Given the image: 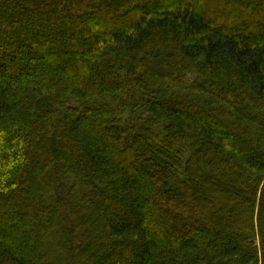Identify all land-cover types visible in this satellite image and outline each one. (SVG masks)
Wrapping results in <instances>:
<instances>
[{
  "label": "trees",
  "instance_id": "16d2710c",
  "mask_svg": "<svg viewBox=\"0 0 264 264\" xmlns=\"http://www.w3.org/2000/svg\"><path fill=\"white\" fill-rule=\"evenodd\" d=\"M0 264H264V0H0Z\"/></svg>",
  "mask_w": 264,
  "mask_h": 264
}]
</instances>
